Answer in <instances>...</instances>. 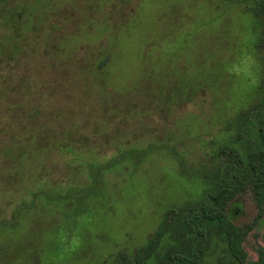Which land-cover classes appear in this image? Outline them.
Masks as SVG:
<instances>
[{"label":"rangeland","instance_id":"1","mask_svg":"<svg viewBox=\"0 0 264 264\" xmlns=\"http://www.w3.org/2000/svg\"><path fill=\"white\" fill-rule=\"evenodd\" d=\"M12 1L0 0V219H10L16 208L22 217L18 218L16 231L7 230L0 235V264H101L119 253L132 254L155 233L167 209L173 211L170 216L183 215L192 193L200 188L187 174L179 172L171 147L149 149L150 144L173 145L188 168L205 165L208 170H216L227 161L207 144L219 128L213 125L212 118L217 109L210 105L224 102L220 97L226 90H241L256 77V64L246 54L253 40L249 26L236 15V10H217L220 0H15L19 3L13 8ZM138 2L146 8H139ZM136 5L128 21L138 23L140 19L146 24L141 26L142 38L129 39L133 54L127 57L126 51L121 53L115 65L105 71L107 85L87 84L89 75H93L90 67L100 57L93 50L113 38V34L105 26H95L97 31L92 38L98 40L77 42L76 38L90 37L89 26L83 25L87 22L84 18L93 17L94 13L101 16L98 11H102L113 25L123 26L124 22H115L131 15ZM13 12L18 18L15 31L24 32V41H19V46H26L25 50L20 48L17 59L12 57L14 50L10 44ZM183 27L209 30L192 33L190 37L187 33L181 38L177 31ZM167 40L170 44H165ZM153 45L161 55L155 51L146 56ZM32 49L36 51H27ZM49 49L56 50L62 60L54 64L53 71L59 73L57 79L51 78L47 60L42 59ZM73 62L82 69L74 72ZM215 68H220L225 77L221 79ZM226 70L231 74L225 73ZM25 71L34 79L40 78V82L56 85L66 82L64 88L69 91L67 104L71 109L95 106L99 110L98 101L73 97L76 91L82 92V85L84 89L91 88V94L96 95L95 91L102 89L109 95L100 101L105 105L116 108L135 105L129 115L104 121V125L110 123L107 128L98 132H94L95 128L81 130L70 138L75 153L84 161L102 162L101 174L108 173L100 176L97 183L94 176L87 177L80 159H69L50 146L48 159L43 163L45 178L36 181L25 175L12 177L13 171L8 170L11 158H20L22 150L30 146L43 149L44 141L40 134L32 138L35 142L27 144L23 142L26 136L21 135L14 140L17 144H12L14 137L9 125L22 121H11V107L18 105L14 109L18 111L25 106L23 98L31 97L28 86H22L19 79ZM193 79L197 86L210 87L189 99L159 105L171 102V97ZM56 106L47 107L56 109ZM247 123L244 132L256 133L255 124ZM207 128L211 130L205 134ZM128 148L134 151L128 150L125 155L133 159L117 170L107 168L108 158ZM27 168L23 160L17 173L20 170L27 173ZM30 168L34 171L35 167ZM224 173L228 175L229 168L224 167ZM88 183L89 188L85 187ZM38 185L57 187L49 196L39 197L31 212H26L31 192ZM227 213L235 226L252 225L242 248L248 261H256L257 249L264 247V215L256 218L257 209L249 189L236 195Z\"/></svg>","mask_w":264,"mask_h":264},{"label":"trees","instance_id":"2","mask_svg":"<svg viewBox=\"0 0 264 264\" xmlns=\"http://www.w3.org/2000/svg\"><path fill=\"white\" fill-rule=\"evenodd\" d=\"M220 2L221 6L217 10L229 11L234 9L236 10V15L244 19L243 21L249 26L253 40L246 54L256 64V77L253 82H249L241 90L234 88L226 90L222 97H220L225 100L224 102L219 105L216 102H212L210 105V107L213 106L217 109V111L212 113V118L215 120L213 125H217L219 128H217V133L214 136L209 137L207 144L209 148L216 150L218 155L226 157L227 161L223 164L224 166L218 167L216 170H208L205 165L188 168L185 158L173 145L164 143L150 144L149 149L151 146L156 150H160L159 148L165 146L171 147L172 159L179 166V172L187 174L186 176L190 180L192 178V183L199 184L200 188H196L197 190L192 193L193 197L190 199L191 201L189 200L190 204L186 207L183 215L179 217L174 215L170 216L169 213L171 212L173 214V211L167 209L155 233L143 245L136 248L132 254L119 253L117 257H110L102 261L101 264H264V247L257 249L256 261H248L247 254L242 248V242L252 229V225L243 227L235 226L229 219L227 213V207L236 195L245 189H249L257 209L256 218L260 219L264 215V0H220ZM12 3L10 7L13 8L19 2L15 3L14 0ZM137 5L139 8H146V5L143 4L141 6L139 2ZM137 5L133 8L131 15H128L127 18L122 17L121 19L123 20L120 19L115 22H124L123 26L113 25L114 23L112 24L111 18L105 16L106 13L103 14L102 11H98V14L101 16L97 17L95 16L96 13H94L93 17L84 18L87 22L83 23V25L86 24L89 26L87 30L90 33V37L84 39L76 38L78 40L77 42H90L93 39L98 40L97 38H92L93 34L97 31L95 26H105L113 34V38L107 42L104 40L101 46L93 50V53L98 52L100 57L90 67L93 75H89L87 84L107 85L105 71L115 65L121 53L126 51L125 55L127 57L133 54L130 53L133 46L129 39L132 37H135V39L142 38L141 26L144 23V20L140 22V19L138 23H132V20L131 22L128 21L134 15ZM14 12L12 14L14 22L10 23L13 28L14 26L16 28L18 18L14 16ZM148 18L150 21V14ZM15 28L12 30L10 36L11 50H14L13 58L17 56L16 54L19 53L20 48L23 49V47H26L23 45L21 47L19 46V41H24L22 35L24 32L21 30L17 32ZM208 30V27H202L199 30L183 27L177 32H179L178 34H180L181 38L183 35L185 38L187 33H189L190 37L192 33L195 35L198 31L208 32ZM169 42L170 40H167L165 44H170ZM27 51L35 52L36 50L32 49ZM45 51L43 54L45 57L43 56L42 59L47 60L46 63L50 67L51 78L55 77L57 79L59 73L56 70L53 71L54 64L58 60L59 62L62 60L58 58L56 50L49 49V51ZM87 51L91 53L89 46H87ZM155 51H158L161 55L160 51L153 45L146 52V56H151ZM160 55L157 56L158 62L161 61ZM35 59L37 61L36 57ZM145 59L147 58H144V64L147 62ZM63 64L67 65L66 62ZM73 67L76 68H73L74 72L82 69L79 63L75 64L73 62ZM39 70L41 71L42 69ZM215 71L222 79L224 75H222L220 68H215ZM225 73L231 74L227 70ZM19 79L22 86H28L31 97L23 98L26 101L23 108L19 107V110L16 111L14 109H17L18 105L13 104L11 107V109L13 108L12 111L10 113L8 112L11 116V121L14 119H20L22 121V123L10 122V132L14 137L12 144L15 146L17 144V141L15 142L16 144L14 143L15 138L21 135L26 136L23 142L27 144L35 142L32 138L40 134L44 137V141L43 149L41 150L36 147L32 148L30 145L27 150H22L20 147V150H22L20 158H11L10 160L11 163L9 165L11 166H9L10 168L8 170L11 169L13 171L12 177L22 178L25 175L29 179L32 178L36 181L45 178L43 163L45 164L48 159V151L51 150L48 147L50 146V148L68 155L69 159H80L83 163V168L87 172V177L94 176L93 180L97 183L99 177H102L103 174L106 175L108 172L104 171L101 174L104 170L102 169L101 161H84L81 155H77L72 146L73 141L70 138L73 134L81 130L91 131V129L94 130L95 128L94 132H98L100 129L107 128L108 124H110L109 122L117 117L126 114L129 115L135 105L129 108H116L115 106L105 105L100 101L101 99L105 100V97H109V95H105L102 89H98L95 91L96 96L95 94H91V88L87 90L82 85V92L76 91L77 93H75V96L73 93V97H76L77 100H87L88 102L90 100L93 102L96 100L99 103V110H95V106L85 107L82 110L71 109L67 104L69 100L67 93L69 91L65 89L66 82L63 81L61 85L40 82V78L34 79L32 74L27 72L23 73ZM64 80L69 82V80ZM197 85L195 80L194 82L188 80L186 86H183L176 95L171 97V102L159 105H170V103L179 102L180 99H189L194 93L210 87L209 85ZM98 91H100V95L97 93ZM111 91L116 90L112 89ZM210 92L214 93V91ZM49 104H57L58 106H56V109H52L47 107ZM69 111H71L70 114ZM14 112L17 113L14 114ZM84 120L88 123L84 122ZM104 121L109 122L104 125ZM247 121H252L255 124L254 129L256 133L246 134L244 132L245 127L248 126ZM210 130H206L205 134ZM129 148L119 150L115 155L108 158L107 168L112 167L114 170H117L118 166L133 159V157L125 155L129 152L128 150L130 152L134 151L133 148ZM121 157L122 159H117ZM23 160L24 164L29 166V168H27V173L20 170L18 174L19 165H23ZM30 167H35L34 171ZM224 167L229 168L230 173L228 175L224 173ZM85 187L89 188V183ZM54 188L38 185L31 192V198L29 200L31 203L26 212H31L35 201L41 196H49ZM20 217H22L20 210L16 208L12 211L10 219H0V235L7 230L11 232L16 231L19 226L18 218Z\"/></svg>","mask_w":264,"mask_h":264}]
</instances>
